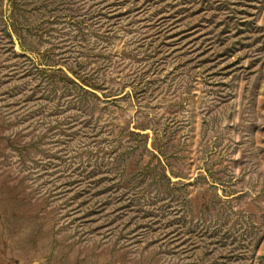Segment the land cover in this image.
Masks as SVG:
<instances>
[{"label": "rangeland", "instance_id": "1", "mask_svg": "<svg viewBox=\"0 0 264 264\" xmlns=\"http://www.w3.org/2000/svg\"><path fill=\"white\" fill-rule=\"evenodd\" d=\"M0 264H264V0H0Z\"/></svg>", "mask_w": 264, "mask_h": 264}]
</instances>
